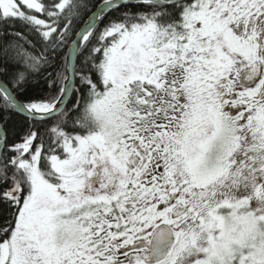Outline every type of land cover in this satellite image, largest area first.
<instances>
[{
	"label": "snow or ice",
	"instance_id": "1",
	"mask_svg": "<svg viewBox=\"0 0 264 264\" xmlns=\"http://www.w3.org/2000/svg\"><path fill=\"white\" fill-rule=\"evenodd\" d=\"M0 264H264V0H0Z\"/></svg>",
	"mask_w": 264,
	"mask_h": 264
},
{
	"label": "trees",
	"instance_id": "2",
	"mask_svg": "<svg viewBox=\"0 0 264 264\" xmlns=\"http://www.w3.org/2000/svg\"><path fill=\"white\" fill-rule=\"evenodd\" d=\"M96 2H99V0H96Z\"/></svg>",
	"mask_w": 264,
	"mask_h": 264
}]
</instances>
